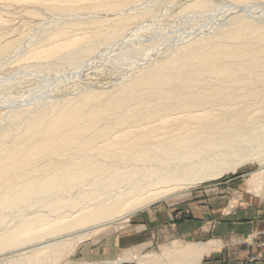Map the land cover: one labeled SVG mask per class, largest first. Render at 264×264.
Masks as SVG:
<instances>
[{
    "label": "bare ground",
    "instance_id": "1",
    "mask_svg": "<svg viewBox=\"0 0 264 264\" xmlns=\"http://www.w3.org/2000/svg\"><path fill=\"white\" fill-rule=\"evenodd\" d=\"M146 1L0 0V5L41 6L76 19L91 14L19 55L20 62L64 61L73 72L125 39L134 24L149 26L155 18L139 10L112 22L99 19L100 13L123 15ZM219 3L247 9L264 0ZM219 8L196 0L181 10L196 16ZM241 14L212 36L178 43L182 47L175 52L168 44L174 54L118 88L11 114L0 132V264L59 263L88 235L255 158L261 179L249 183L264 184V20ZM19 46L0 47V64ZM156 46L152 52L162 48ZM119 53V64L131 61ZM7 98L4 103L16 104ZM213 245L167 247L157 256L103 264H200Z\"/></svg>",
    "mask_w": 264,
    "mask_h": 264
},
{
    "label": "rangeland",
    "instance_id": "2",
    "mask_svg": "<svg viewBox=\"0 0 264 264\" xmlns=\"http://www.w3.org/2000/svg\"><path fill=\"white\" fill-rule=\"evenodd\" d=\"M195 1L152 0L151 2L147 0L146 2H149L147 6L144 3L140 9L132 10L133 12L127 9L124 12L125 15L115 16V14L106 12H102V15L100 13L99 19L112 22L129 14H138L139 10L143 13L145 10L149 11L155 15V18L150 21L149 26L138 25L140 26L138 27L134 24L132 26L134 30L129 31L125 39L111 45L108 49L104 48L106 51L100 50L101 52L99 51L88 64L78 66L79 68L73 72L64 61L54 63L46 61L41 64L31 60L20 62L19 55L23 56L30 49L45 44L44 39L48 35L71 24L73 20L86 22L91 14H83L76 19L73 16L69 18L53 14L44 8L41 9V6L0 5V47L9 42L21 46L18 52L14 51L9 54L7 60L0 64V132L8 126L11 114L18 111V108L22 110L42 105L45 102L55 103L62 99H72L90 91L105 92L118 88L122 83L166 61L174 54L176 48H181L198 38L212 36L219 29H227L231 24L230 19L242 16L241 13L245 16L248 14L247 17L250 19L264 20V3L256 8L249 5L246 9L221 4L220 0H211V4L221 7L216 12L212 10L204 15L196 14L195 16L194 13L183 15L182 10ZM163 40L166 43L162 46ZM168 44L173 46V52ZM152 46H156V49L160 46L162 48L152 52ZM118 51L127 53L129 57H126L131 58V61H125L123 66L119 64V59L115 58L118 54L120 55ZM25 66L28 68L23 70ZM7 97L17 99L16 104L18 105H13L17 109L11 108L12 105H7L11 102L4 103ZM259 169H261V163L256 158L249 160V162L236 165L233 170L225 171L214 179L193 186L187 192L158 202L150 208H161L167 211L169 219L173 214L175 223L181 219L190 220L197 226L199 225L202 229L201 240L188 242H217L218 244H215L214 251L210 255L220 254L225 248H236L244 243L250 247L251 251H248L238 264H261L264 262V231L251 232L246 235L250 230L248 227L246 229L247 223L264 218V184L259 182L257 187H254L253 183H249L251 180L261 179ZM258 186H262V189L259 190ZM179 214L181 215L177 216ZM134 217L124 223L109 226L94 235H88L75 252L65 253V257L59 260V263L51 260L52 262L48 261L47 264H94V262L103 264L105 261L126 258V256L141 258L145 255H159L164 246L159 245L150 249L145 246L139 248L130 246L139 238L144 237L143 233H135L134 229L129 227ZM240 231L242 236H245L244 238H237L235 233L240 234ZM118 240L121 241L122 250L115 248ZM188 242L181 243L187 244ZM127 245L130 248H125ZM173 245L175 244L168 246ZM123 264L145 263L134 260Z\"/></svg>",
    "mask_w": 264,
    "mask_h": 264
},
{
    "label": "crops",
    "instance_id": "3",
    "mask_svg": "<svg viewBox=\"0 0 264 264\" xmlns=\"http://www.w3.org/2000/svg\"><path fill=\"white\" fill-rule=\"evenodd\" d=\"M181 214L177 215L180 216ZM168 212L161 210V208H148L144 211H141L139 214L135 215L133 221L130 224V228H133L135 233L144 235V237L136 240L132 245V248H139L145 246L147 249L157 247L159 245L164 246L162 248L169 247L170 244H175L169 248H182L188 246V244H193L188 241H197L201 240L202 229H200L199 225L194 222H190V220H177L175 223L173 221V214L171 215V219L168 218ZM209 222V221H208ZM242 223V222H241ZM246 224V223H245ZM248 225V226H247ZM243 226V225H241ZM250 226V228H249ZM250 229L248 234L251 232H262L264 231V218L257 219L253 222L246 224V229ZM237 238H244L242 236L241 231L239 233H235ZM181 242H188L187 244ZM213 243L214 245L211 249L206 252L203 256V259L200 264H238L239 260H242L245 254L248 251H251L250 247L244 245L235 247H228L220 252V254L210 255L214 251V246L217 242H206ZM184 244V245H182ZM204 244V243H203ZM218 244V243H217ZM257 245V244H256ZM128 246V247H127ZM125 246V248H130L129 245ZM115 248L122 250L121 241H117ZM256 249V248H255ZM152 257L155 255H145V257ZM228 260V261H227ZM261 264H264L261 263Z\"/></svg>",
    "mask_w": 264,
    "mask_h": 264
}]
</instances>
